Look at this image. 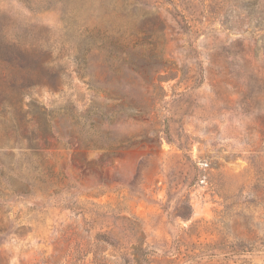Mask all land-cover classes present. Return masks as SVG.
<instances>
[{
  "label": "rangeland",
  "instance_id": "obj_1",
  "mask_svg": "<svg viewBox=\"0 0 264 264\" xmlns=\"http://www.w3.org/2000/svg\"><path fill=\"white\" fill-rule=\"evenodd\" d=\"M0 264H264V0H0Z\"/></svg>",
  "mask_w": 264,
  "mask_h": 264
},
{
  "label": "trees",
  "instance_id": "obj_2",
  "mask_svg": "<svg viewBox=\"0 0 264 264\" xmlns=\"http://www.w3.org/2000/svg\"><path fill=\"white\" fill-rule=\"evenodd\" d=\"M97 50H98V48H96V47H91L90 49H87L86 50V54L92 55V57H91V59H93L92 60V63H95L97 61V58L95 57V52H97ZM83 58H84V56H83V54H80V50H78V49L75 48L74 49V54L71 57V60H72L71 62L73 64H75V70H73V72H74V74L78 78L81 77V75H80L79 72L81 71V65H82V59ZM121 61L123 62L124 60H121ZM121 69H122V66H120L118 68H116V67L114 68L112 66H111V68L110 67H107V70L108 71L111 70L112 73H113V75L119 74V72L121 71ZM132 72H135V71H132ZM91 77L94 78L95 75L92 73L91 74ZM132 110L133 111H132V113H131V115H130L129 118L132 119L133 121H138L139 118H141L144 109H142V107L140 105H138V106L134 107V109H132ZM137 110H142V113L138 114L137 113ZM122 144H124V143L121 142L120 145L122 146ZM118 147H120V146H118ZM94 148H96V149L102 148L104 150H110V149H113V146L112 145H108L106 147H102V146H99V145H94Z\"/></svg>",
  "mask_w": 264,
  "mask_h": 264
}]
</instances>
